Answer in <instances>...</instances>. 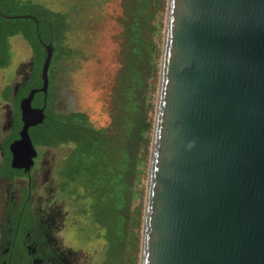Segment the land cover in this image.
Returning <instances> with one entry per match:
<instances>
[{
  "label": "water",
  "instance_id": "obj_1",
  "mask_svg": "<svg viewBox=\"0 0 264 264\" xmlns=\"http://www.w3.org/2000/svg\"><path fill=\"white\" fill-rule=\"evenodd\" d=\"M23 102L13 167L37 156ZM140 264H264V0H169Z\"/></svg>",
  "mask_w": 264,
  "mask_h": 264
},
{
  "label": "trees",
  "instance_id": "obj_2",
  "mask_svg": "<svg viewBox=\"0 0 264 264\" xmlns=\"http://www.w3.org/2000/svg\"><path fill=\"white\" fill-rule=\"evenodd\" d=\"M119 1V70L107 100V125L93 126L83 112H58L49 98L46 119L31 138L40 147L73 146L61 166L63 189L89 201L93 222L105 230L103 264H140L169 0ZM0 11L19 16L3 20L13 30L6 27L0 36L21 34L33 48L39 73L35 86L42 83L46 45L53 47V89L57 64L71 56L65 47L66 15L30 0H0Z\"/></svg>",
  "mask_w": 264,
  "mask_h": 264
},
{
  "label": "flooded vegetation",
  "instance_id": "obj_3",
  "mask_svg": "<svg viewBox=\"0 0 264 264\" xmlns=\"http://www.w3.org/2000/svg\"><path fill=\"white\" fill-rule=\"evenodd\" d=\"M18 17V15H8L0 11V31L9 27L5 23L6 20H14ZM10 29L13 30L9 27ZM1 37L0 264H81L80 261L83 255L79 254L74 246L77 242V236L70 235L72 241L75 242L72 245V242V244L66 243L65 235L60 234L61 230L63 232L64 229V218L59 209L55 192L57 191L60 195L67 194L63 189L65 179L61 170L65 159L61 162V166L56 168V173L59 175V180H61L57 189L52 186L47 188L46 186L51 181L50 178L52 173L55 174V171L53 172L50 167H41V165H46V162H41L42 152L40 149L56 147H40L34 145L32 141L37 152V156L33 159L34 164L29 170L24 167H13L14 153L12 145L21 139L25 125L23 102L32 90L43 87L42 70L44 63L40 73L42 83L40 86H35L39 80V73L35 71L33 48L29 45L31 57L25 64L21 56L14 52L12 46V41H26L24 37L21 34L7 36L5 40ZM1 39L4 41L2 42ZM52 61L53 57L48 71L47 93L38 91L32 100V107L34 109H44L45 114L49 98L55 106L53 93L56 73L54 74L53 89L50 81ZM39 125L30 127V137H32L31 131ZM37 173L43 174L42 184L39 188H37L38 183L35 177ZM35 191L37 192L35 193ZM83 232L80 230L81 235ZM68 237L69 235L65 236V238ZM80 239H83V235Z\"/></svg>",
  "mask_w": 264,
  "mask_h": 264
},
{
  "label": "rangeland",
  "instance_id": "obj_4",
  "mask_svg": "<svg viewBox=\"0 0 264 264\" xmlns=\"http://www.w3.org/2000/svg\"><path fill=\"white\" fill-rule=\"evenodd\" d=\"M30 1L65 14L68 21L65 47L71 51V56L61 59L56 67L54 109L62 113L83 112L88 115L93 126H106L110 119L107 100L119 70L118 56L122 33L119 21L120 1ZM12 46L14 52L27 64L31 57L29 44L16 40L12 41ZM72 148L70 144L56 148H40L41 162H46V165L41 167H50L55 171L51 181L46 184L47 188L52 186L57 189L61 180L56 168L61 166V162ZM35 177L39 188L43 174L37 173ZM55 197L64 218V229L60 234L69 235L68 238L64 236L66 243L74 245L70 235L77 236L74 246L77 252L83 255L81 264H102L107 247L105 230L93 222L89 213V201L77 199V195H60L57 191ZM80 230L84 231L82 240Z\"/></svg>",
  "mask_w": 264,
  "mask_h": 264
}]
</instances>
